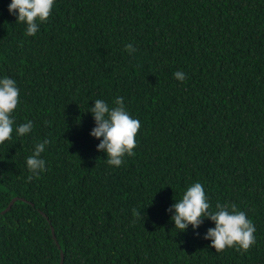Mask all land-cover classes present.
<instances>
[{"label": "trees", "instance_id": "obj_1", "mask_svg": "<svg viewBox=\"0 0 264 264\" xmlns=\"http://www.w3.org/2000/svg\"><path fill=\"white\" fill-rule=\"evenodd\" d=\"M8 3L0 75L19 88L14 123L33 129L0 144V264H264V0H55L31 37ZM117 96L140 121L118 168L86 111ZM44 138L46 170L29 180ZM197 181L212 209L252 221L247 251L173 228L165 209Z\"/></svg>", "mask_w": 264, "mask_h": 264}, {"label": "clouds", "instance_id": "obj_2", "mask_svg": "<svg viewBox=\"0 0 264 264\" xmlns=\"http://www.w3.org/2000/svg\"><path fill=\"white\" fill-rule=\"evenodd\" d=\"M55 0H9L7 11L15 17V22L24 26L25 36L36 35L40 24L44 23L54 6ZM124 50L132 55L136 49L131 44H125ZM173 77L177 81L185 79V73L175 71ZM19 103V88L17 82L10 76L0 75V144L15 137H23L31 133L32 120L15 124L14 110ZM94 126L89 136L97 139L95 148L104 154L105 162L112 167H120L125 156L134 155L136 146L135 135L140 128V121L130 115L122 97H115L112 106L104 99L92 100L87 106ZM49 140L34 144L31 154L25 158V166L30 173L27 179L38 177L46 170V161L41 156ZM143 209V208H142ZM142 209H133V216L142 219ZM176 232H183L189 228L196 235L209 241V247L215 251H222L226 247H235L240 251H247L255 243V226L247 218L243 210H238L235 204L228 202L215 204L212 209L204 191V185L193 182L186 186L180 198L165 209ZM207 219L213 226L200 234L196 230Z\"/></svg>", "mask_w": 264, "mask_h": 264}, {"label": "water", "instance_id": "obj_3", "mask_svg": "<svg viewBox=\"0 0 264 264\" xmlns=\"http://www.w3.org/2000/svg\"><path fill=\"white\" fill-rule=\"evenodd\" d=\"M18 200L25 201V200L20 199V198H14V199H12L11 202L9 203L8 207H7L2 213L4 214V213L8 212V211L10 210L11 206H12L16 201H18ZM51 234H52L53 239L55 240L54 231H53L52 228H51ZM56 243H57V242H56ZM57 246H58V245H57ZM62 262H63V256H62V254H61L60 264H62Z\"/></svg>", "mask_w": 264, "mask_h": 264}]
</instances>
